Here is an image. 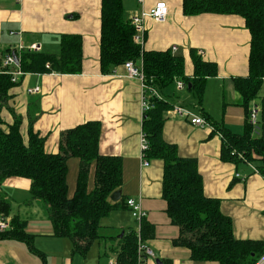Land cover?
Returning <instances> with one entry per match:
<instances>
[{"label": "crops", "instance_id": "crops-1", "mask_svg": "<svg viewBox=\"0 0 264 264\" xmlns=\"http://www.w3.org/2000/svg\"><path fill=\"white\" fill-rule=\"evenodd\" d=\"M150 8L164 1L168 14L164 21L153 18L144 21L143 50H166L184 58V73L192 76L190 50L203 60L217 65V74L206 81L203 100L198 104L195 95L186 88L172 89L166 99L188 109L194 115H208L229 131L241 134L245 112L241 96L235 90L233 78L248 74L250 33L244 19L237 14L200 13L184 15L182 0H143ZM127 19L141 10L137 0H122ZM101 0H0V68L8 51L22 43H37L41 50L58 52L59 34L75 33L82 37V70L78 74L26 73L8 91V106L21 116L20 132L27 140L28 113L37 114L33 130L44 137V149L56 153L60 133L88 120L101 124L98 151L101 155H116L122 161V202L100 221L101 238L95 240L84 254L74 252L66 237L55 236L52 225L36 202H29L28 179L6 178L0 193L11 200V212L26 220L34 253L23 240H0V262L7 264H118L123 235L136 230L135 220L124 204L127 198L141 202L146 214L143 219L152 227V235L143 241L154 257L143 264H217L215 261L193 260L190 250L176 245L177 225L166 213L161 195L163 162L149 159L143 165L140 158L141 107L140 84L129 76L123 64L104 74L99 66ZM201 51V53H200ZM39 85L37 95L26 89ZM163 97V96H162ZM260 137L264 128V80L255 98ZM162 137L175 144L180 157L195 158L202 178L203 193L220 200L221 212L232 222L237 239L264 241V177L257 169L262 162L258 155L248 163L238 164L221 159L222 139L210 121L202 127L171 115L168 110ZM0 117L6 124L13 121L5 107ZM264 137V136H263ZM79 160H67L68 195L71 196L77 177ZM239 174V176H236ZM89 188L93 185V166L89 174ZM34 220L31 222V220ZM10 224V223H9ZM123 232L112 235V229ZM119 233V234H120ZM145 234H149L148 228ZM264 264V263H263Z\"/></svg>", "mask_w": 264, "mask_h": 264}, {"label": "trees", "instance_id": "trees-1", "mask_svg": "<svg viewBox=\"0 0 264 264\" xmlns=\"http://www.w3.org/2000/svg\"><path fill=\"white\" fill-rule=\"evenodd\" d=\"M206 12L241 16L250 33V42L248 74L233 78L245 112L243 132L233 133L220 123L211 121L208 115L204 119L210 121L221 135V159L238 164L252 161L253 155H258L262 164L257 171L264 177V137L253 136V127L248 122L250 103L258 96L264 80V0H182L184 15ZM134 34V27L124 16L122 0H101L100 71L110 73L114 67L128 60L138 65L141 59L146 83L163 96L160 100L151 99L153 107L143 113L141 129L148 141L145 157L163 162L161 195L171 223L179 228V235L173 242L187 247L193 260L255 264L264 254V241L235 238L231 219L220 210V200L203 193L196 159L180 157L175 144L166 142L162 137L166 112L174 105L166 96L174 89L175 79L182 80L200 104L206 81L217 74V65L203 60L191 49L193 73L187 76L181 54L173 53L170 48L163 51L143 50L134 41ZM12 51L18 52L16 49ZM19 67L24 73H81L82 37L75 33L59 34V50L55 53L43 50L20 52ZM16 84L11 82L10 74L0 68V112L5 107L13 118L11 124H6L0 117V185L9 177L28 179V201L43 206L53 235L70 239L72 250L84 254L93 241L102 237L99 231L101 219L123 201L122 195L117 201L110 199L111 193L122 185L121 157L99 153L101 124L97 120H88L63 130L57 152L49 153L44 149V137L33 130L37 114L29 112L27 140H24L20 132L21 116L8 106V91ZM69 158L79 160L71 196L68 195L66 180ZM91 166L93 185L89 188ZM11 204V200L0 193V216L10 215ZM9 223L8 229L0 231V240H23L34 253L39 254L31 244L32 236L25 230L26 220L13 215ZM146 228L149 230L147 235ZM151 230L152 227L142 221L143 241L152 235ZM120 240L118 264L134 263V231L123 235Z\"/></svg>", "mask_w": 264, "mask_h": 264}, {"label": "built area", "instance_id": "built-area-1", "mask_svg": "<svg viewBox=\"0 0 264 264\" xmlns=\"http://www.w3.org/2000/svg\"><path fill=\"white\" fill-rule=\"evenodd\" d=\"M138 3L141 5V10L139 13L134 14L130 17V24L134 27L135 34L133 36V39L136 43L142 44L143 38H144V21L146 18L150 17L158 22H162L165 20L167 14H168V6L166 2L164 1H157L154 3L153 6H151L148 9H145L143 7V0H137ZM171 51H176L177 47L176 45H172L170 47ZM16 50L18 51L15 53L14 51L7 53L1 63V66L4 70V72L10 74L11 76V82L17 83L20 76H23L24 73L20 67H19V53L23 51L28 52H38L41 51V45L37 43H32L30 45H24L20 43ZM201 53V51H200ZM18 57V64L15 63V56ZM48 67V64L46 65ZM123 67L125 68L127 74L133 78H136L139 81L140 84V107H141V114L150 108L153 107V103L151 99H162V95L154 88L150 87L146 83L145 75L143 72L142 67V60H139V64L136 65L133 61L128 60L123 63ZM185 88V83L182 80L175 79V89L176 90H182ZM41 91V88L39 85H33L32 87H29L26 89V92L28 94L37 95ZM168 112L171 115H175L178 117H181L183 119H187L191 124L197 125V126H203L207 123V121L202 117L198 115H194L191 113L188 109L185 107L174 104L171 109L168 110ZM258 108L254 101H251L250 107H249V116H248V122L252 125V133L256 134L258 133ZM141 115V116H142ZM142 121V119H141ZM148 148V141L146 134L142 131L140 132V158L142 160L143 165H148L149 161L145 157V151ZM248 163V162H246ZM236 176H239V174H236ZM125 205L129 208L136 224V230H135V238H136V259L134 263L132 264H143V262L148 258H153L154 254L151 248L147 246L141 236V227H142V221L145 217V210L141 206V202L139 200H135L133 198H127L125 200ZM9 228V219L4 216H0V231H4ZM264 263V254H262L255 264H263ZM0 264H7L0 262ZM108 264H117L114 261H110Z\"/></svg>", "mask_w": 264, "mask_h": 264}, {"label": "water", "instance_id": "water-1", "mask_svg": "<svg viewBox=\"0 0 264 264\" xmlns=\"http://www.w3.org/2000/svg\"><path fill=\"white\" fill-rule=\"evenodd\" d=\"M14 56H15V63L16 64H18V57L14 54ZM187 88H190V84H187ZM120 193H121V191L118 189V190H115V191H113L112 193H111V195H110V199L112 200V201H117L119 198H120ZM123 235V232H121L120 234H119V236H122ZM156 262L159 264V261L158 260H156Z\"/></svg>", "mask_w": 264, "mask_h": 264}, {"label": "rangeland", "instance_id": "rangeland-1", "mask_svg": "<svg viewBox=\"0 0 264 264\" xmlns=\"http://www.w3.org/2000/svg\"><path fill=\"white\" fill-rule=\"evenodd\" d=\"M258 119H260V116H258ZM258 125H259V123H258ZM261 135L264 136V128H263V131L261 132ZM37 205H38V210L44 212L43 206H40L39 203ZM32 221H34V220L32 219L31 222ZM111 233H112V235H119L120 232H118V230L116 228H113Z\"/></svg>", "mask_w": 264, "mask_h": 264}]
</instances>
